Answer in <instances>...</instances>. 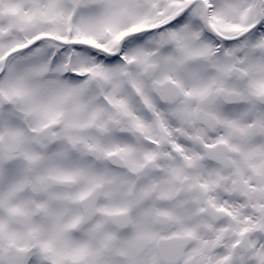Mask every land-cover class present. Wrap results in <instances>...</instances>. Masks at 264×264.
I'll return each instance as SVG.
<instances>
[{
  "label": "snow or ice",
  "instance_id": "snow-or-ice-1",
  "mask_svg": "<svg viewBox=\"0 0 264 264\" xmlns=\"http://www.w3.org/2000/svg\"><path fill=\"white\" fill-rule=\"evenodd\" d=\"M0 264H264V0H0Z\"/></svg>",
  "mask_w": 264,
  "mask_h": 264
}]
</instances>
